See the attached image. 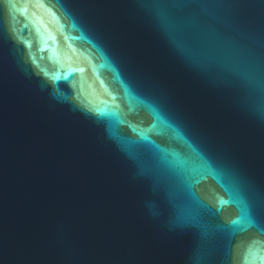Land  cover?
I'll return each instance as SVG.
<instances>
[{"label": "water", "instance_id": "obj_1", "mask_svg": "<svg viewBox=\"0 0 264 264\" xmlns=\"http://www.w3.org/2000/svg\"><path fill=\"white\" fill-rule=\"evenodd\" d=\"M0 264H264V0H0Z\"/></svg>", "mask_w": 264, "mask_h": 264}]
</instances>
